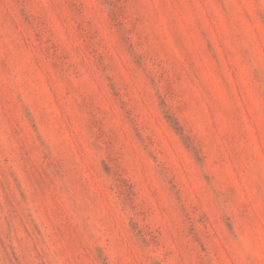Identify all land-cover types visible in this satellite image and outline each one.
Segmentation results:
<instances>
[{
	"label": "rangeland",
	"instance_id": "1",
	"mask_svg": "<svg viewBox=\"0 0 264 264\" xmlns=\"http://www.w3.org/2000/svg\"><path fill=\"white\" fill-rule=\"evenodd\" d=\"M0 264H264V0H0Z\"/></svg>",
	"mask_w": 264,
	"mask_h": 264
}]
</instances>
